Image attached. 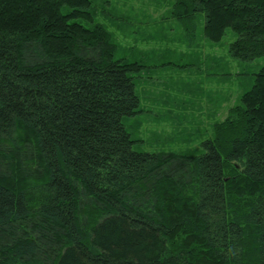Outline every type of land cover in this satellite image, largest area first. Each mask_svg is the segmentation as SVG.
I'll return each mask as SVG.
<instances>
[{
  "label": "trees",
  "instance_id": "obj_1",
  "mask_svg": "<svg viewBox=\"0 0 264 264\" xmlns=\"http://www.w3.org/2000/svg\"><path fill=\"white\" fill-rule=\"evenodd\" d=\"M96 0H0V264H264V64L191 152L126 122L148 65ZM192 37L264 58V0H175Z\"/></svg>",
  "mask_w": 264,
  "mask_h": 264
},
{
  "label": "rangeland",
  "instance_id": "obj_2",
  "mask_svg": "<svg viewBox=\"0 0 264 264\" xmlns=\"http://www.w3.org/2000/svg\"><path fill=\"white\" fill-rule=\"evenodd\" d=\"M175 0H96L98 21L114 34L120 55L148 67L137 80L142 112L126 124L148 152H191L212 135L250 88L264 58L233 59L232 29L219 43L203 35V22L192 37L170 11Z\"/></svg>",
  "mask_w": 264,
  "mask_h": 264
}]
</instances>
